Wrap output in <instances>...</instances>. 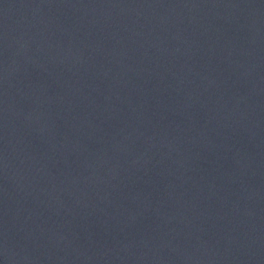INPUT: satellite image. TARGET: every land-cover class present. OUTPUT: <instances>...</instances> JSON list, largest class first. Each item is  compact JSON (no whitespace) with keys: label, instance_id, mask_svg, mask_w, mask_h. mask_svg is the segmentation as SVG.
<instances>
[{"label":"water","instance_id":"1","mask_svg":"<svg viewBox=\"0 0 264 264\" xmlns=\"http://www.w3.org/2000/svg\"><path fill=\"white\" fill-rule=\"evenodd\" d=\"M0 264H264V0H0Z\"/></svg>","mask_w":264,"mask_h":264}]
</instances>
